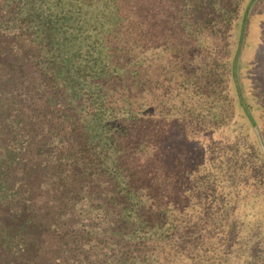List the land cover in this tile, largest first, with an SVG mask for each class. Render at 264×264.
I'll return each instance as SVG.
<instances>
[{
  "label": "trees",
  "instance_id": "16d2710c",
  "mask_svg": "<svg viewBox=\"0 0 264 264\" xmlns=\"http://www.w3.org/2000/svg\"><path fill=\"white\" fill-rule=\"evenodd\" d=\"M260 1L0 0V264H264Z\"/></svg>",
  "mask_w": 264,
  "mask_h": 264
},
{
  "label": "rangeland",
  "instance_id": "374dc122",
  "mask_svg": "<svg viewBox=\"0 0 264 264\" xmlns=\"http://www.w3.org/2000/svg\"><path fill=\"white\" fill-rule=\"evenodd\" d=\"M240 56L245 65L240 68L238 81L245 87L244 96L253 106L252 118L264 142V0L251 11L246 43Z\"/></svg>",
  "mask_w": 264,
  "mask_h": 264
}]
</instances>
